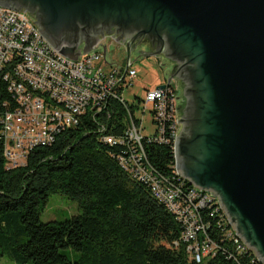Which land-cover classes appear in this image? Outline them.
Masks as SVG:
<instances>
[{
	"label": "water",
	"instance_id": "obj_1",
	"mask_svg": "<svg viewBox=\"0 0 264 264\" xmlns=\"http://www.w3.org/2000/svg\"><path fill=\"white\" fill-rule=\"evenodd\" d=\"M76 60L114 36L176 78L178 174L211 191L264 264V0H0ZM104 47V57L106 45ZM140 54V55H141ZM106 60V59H105ZM162 84L156 90L164 88Z\"/></svg>",
	"mask_w": 264,
	"mask_h": 264
},
{
	"label": "trees",
	"instance_id": "obj_2",
	"mask_svg": "<svg viewBox=\"0 0 264 264\" xmlns=\"http://www.w3.org/2000/svg\"><path fill=\"white\" fill-rule=\"evenodd\" d=\"M106 111L110 116H85L22 166L7 168L0 150V256L17 264H262L252 249L237 252L224 235L226 225H216L217 215H206L208 233L219 243L214 256L198 263L186 244L173 247L180 222L147 183L122 168V148L103 139L125 132L127 111L118 101ZM145 147L159 173L178 177L174 142ZM53 193L78 200L81 212L43 222L41 211Z\"/></svg>",
	"mask_w": 264,
	"mask_h": 264
},
{
	"label": "built area",
	"instance_id": "obj_3",
	"mask_svg": "<svg viewBox=\"0 0 264 264\" xmlns=\"http://www.w3.org/2000/svg\"><path fill=\"white\" fill-rule=\"evenodd\" d=\"M105 38L88 54L73 60L58 52L25 12L0 5V150L6 167L24 165L31 152L55 143L63 131L79 125L85 116L99 119L105 112L110 116L108 103L118 101L127 111L125 132L107 134L103 139L122 148L118 154L122 168L147 183L153 196L180 222L181 233L173 247L186 244L191 259L198 263L214 256L219 243L208 233L206 215H217L216 225H226L224 235L233 240L237 252L250 249L211 191L190 183L177 168L178 177H171L152 165L145 146L152 141L175 145L181 127L177 87L171 80L162 89L147 90L144 110H150L154 129L144 133V122L124 97L137 69L131 59L128 67L127 63L108 62L104 50H99Z\"/></svg>",
	"mask_w": 264,
	"mask_h": 264
},
{
	"label": "rangeland",
	"instance_id": "obj_4",
	"mask_svg": "<svg viewBox=\"0 0 264 264\" xmlns=\"http://www.w3.org/2000/svg\"><path fill=\"white\" fill-rule=\"evenodd\" d=\"M109 36L110 35H107L103 41L105 45H109L106 53L107 61L126 65L128 59L127 47L119 41L112 40ZM99 50L103 51V47H99ZM143 51L152 52L145 42L135 46L130 52V59L133 61L138 75L134 78L132 85L126 89L124 97L128 105L133 109L135 116L141 118V123L144 122L146 126L144 133H151L154 127L151 122L150 110H144L145 95L147 90L155 89L157 86L165 84L168 78L165 76L164 67L161 65V62L164 61V57L161 54H141ZM172 80L177 87L179 95L180 89L178 88L177 80L174 77ZM80 212L81 208L78 200L71 199L63 193H53L50 195L47 204L41 211L40 218L43 222L59 221L72 217ZM0 264L17 263L8 256H0ZM26 264L34 263L29 262Z\"/></svg>",
	"mask_w": 264,
	"mask_h": 264
},
{
	"label": "crops",
	"instance_id": "obj_5",
	"mask_svg": "<svg viewBox=\"0 0 264 264\" xmlns=\"http://www.w3.org/2000/svg\"><path fill=\"white\" fill-rule=\"evenodd\" d=\"M104 45H105V43H104ZM108 46L109 45H106V51H105V53H107V51H108ZM102 47H103V45H102ZM103 50H104V47H103Z\"/></svg>",
	"mask_w": 264,
	"mask_h": 264
}]
</instances>
